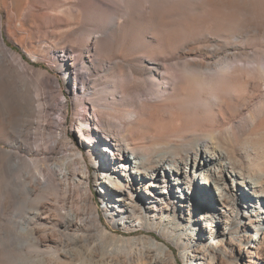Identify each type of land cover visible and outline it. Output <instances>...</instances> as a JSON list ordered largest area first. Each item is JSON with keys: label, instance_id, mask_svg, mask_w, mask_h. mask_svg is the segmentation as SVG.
<instances>
[{"label": "bare ground", "instance_id": "obj_1", "mask_svg": "<svg viewBox=\"0 0 264 264\" xmlns=\"http://www.w3.org/2000/svg\"><path fill=\"white\" fill-rule=\"evenodd\" d=\"M69 3L71 7L63 11L51 8L52 5L67 6ZM7 17L8 25L13 28L17 38L22 31L15 30L14 10L8 11ZM2 18L0 13V20ZM24 18L33 24L35 36L42 33L48 37L56 26L62 24L73 26L66 34L70 39L69 47L58 55L63 71H71L74 76V86L81 85V88L73 90L72 94H79L83 89L87 91V85L81 82L77 69L80 65L83 71L92 77L94 70H91L89 65L94 63L91 58L99 53L104 43L111 46L114 43L112 53H109L106 62H116L120 74L124 71L125 62L138 58V52L135 50L144 49V55L149 61L143 69L141 81L132 72L130 77H119L117 81L112 82L109 90L119 93L118 98L115 94H111L110 97L98 96L96 90L89 94L88 102H101L105 109L100 112L97 120H93L92 132L88 130L83 132L82 136L84 140L88 138L89 141L86 142L91 145L93 135L97 136L95 131L104 134L105 140L109 142L98 136L95 139L104 145L94 146L97 151L100 145L105 147L100 148L99 153L106 162L109 163V155L103 151L110 149L113 156L124 160V165L129 160L133 161L135 170L132 173L136 174L134 179L143 177L148 179L146 188L156 185L160 180L159 174L163 173L167 176L166 187L177 185L181 189L188 184L190 174L194 176L198 164L202 166L209 162L205 181L202 183L219 191L220 200L227 206L231 198L227 177L232 179L234 176L241 177L242 181L238 184L246 187H249L247 184H251L252 188L260 191L258 194L254 192L256 197H264V189H261L264 187L262 176L257 173L246 175L239 169L241 167L234 156L223 148L221 141L215 142L212 134H205L198 128V124L203 122L212 128L216 125L218 134L227 137L238 134L244 127L251 128L254 134H258L253 146L262 148L264 0H32ZM143 18L149 22L145 23ZM213 32L219 33V37L224 40L211 37ZM88 33L91 36H87ZM225 37L232 38L235 42L229 46L230 43L225 41ZM87 38L92 39L94 46L86 44ZM81 45L88 46L87 57L82 55L84 51H81L83 48ZM26 47L34 51L31 37ZM78 52L81 54L77 57ZM30 69L24 57L12 51L0 31V137L5 145V148L0 147V179L8 177L14 180L15 171L23 167V164L40 170L38 163L43 158L38 159L39 156L48 157L47 151L43 148L29 146L31 139L37 135L34 130H46L42 123L40 125L32 121L37 118L34 105L36 103L42 105L43 79H34ZM200 74L207 75L212 83L209 86L201 83L197 79ZM52 82L54 88L67 100L60 79L53 76ZM142 84L143 87L140 88ZM35 86L36 95L32 89ZM199 92L212 96L214 102L210 101L207 105L199 104L203 111L200 118H185L178 107L190 104L189 99ZM178 93L186 94L189 99L181 98ZM257 95L261 100L258 108L237 118L241 105ZM81 97L86 96L82 94ZM173 98L175 101H172ZM201 100L202 98H199V101ZM59 105L62 119L59 125L60 133L53 137L54 146H51L50 150L58 149L68 136L65 127L69 115V100ZM214 106L216 107L213 108ZM166 113L170 116H166ZM159 119L166 125L152 129L147 125ZM87 120L88 118L81 119L78 127H82ZM120 120L125 122L120 125L118 124ZM189 124L196 125V128L192 131L188 127ZM184 127V135L178 140L168 143L155 142L153 146L144 142L146 136L152 137L148 133L149 130L156 134L155 137L162 138L165 133H177ZM72 159L71 163L77 159L81 162L82 171L89 169L81 152L76 153ZM70 162L51 173L42 172L43 178L36 176L35 185L29 184V175L24 174L27 189L31 192L43 184L54 185L56 175L67 177L70 174L68 172ZM113 173L117 176L115 190L119 193V201L122 202L119 212L123 219H131L133 216L140 218L139 202L131 199L126 193L127 185L123 182V175L118 171ZM104 184L108 182L104 181ZM254 204L262 208L259 213L264 211V200H256ZM77 218L75 213H65L60 223L66 230L70 227L83 226ZM35 219L36 216H32L26 223L24 222L22 228L24 232L34 233L33 230L36 229L31 226ZM95 220L98 222L96 217ZM37 240L41 242V238ZM246 240L249 243L255 239L249 237ZM111 242L125 248L146 247L144 250L137 249L134 253H139V260L142 261L143 252L146 250L148 253L146 258L151 264H163L169 255V248L151 237L135 240L112 238ZM242 251L249 258L246 264H252L254 261L250 257L251 252L246 249ZM200 256H196L200 264H212V257L203 252ZM221 259H227L231 264L242 262L241 256L233 258L227 255Z\"/></svg>", "mask_w": 264, "mask_h": 264}, {"label": "rangeland", "instance_id": "obj_2", "mask_svg": "<svg viewBox=\"0 0 264 264\" xmlns=\"http://www.w3.org/2000/svg\"><path fill=\"white\" fill-rule=\"evenodd\" d=\"M31 2L32 0H0V13L3 17L0 20V31L12 51L24 57L25 62L31 67L30 73L33 78L43 79L42 105L39 103L34 105L37 118L32 121L40 125L42 123L46 130H34L37 135L31 139L29 146L43 148L47 151L48 157L39 156L38 159L43 158L38 163L40 170L31 168L29 164H23V167L15 171L14 180L8 177L0 179V264H151L146 258L148 257L146 250L143 252L142 261L139 260V253H134L137 249L144 250L146 247L125 248L111 242L112 238L135 240L142 237H151L169 248L167 261L163 264H200L196 256L201 257V252L212 257V264H231L227 259H221L227 255L233 258L241 256L242 262L234 264H246L249 258L242 251L245 249L251 252L250 257L254 261L252 264H264V211L259 213L262 208L254 204L256 200H264V197H256L254 193L258 194L259 189L252 188L251 184H247L249 187L238 184L242 181L241 177L234 176V179L227 177V187L231 195L227 206L220 200L219 191L202 183L205 181L209 162L202 166L198 164L196 173L194 176L190 174L188 184L182 189L177 185L166 187L167 176L163 173L159 174L160 180L156 185L146 188L148 179L144 177L134 179L136 174L132 173L135 170L132 160L125 162L127 165L125 166L124 160L113 156L110 149L103 151L107 156L109 155V163L100 156V148L105 147H102L104 144L98 143L95 137L99 136L103 141L109 142L105 140L103 133L95 131L97 136L93 135L91 145L86 142L89 141L88 138L84 140L83 132L88 130L92 132L93 120H97L100 112L105 109L101 102H88L89 94L96 90L98 96L110 97L111 94H115L118 98L119 93L109 90L112 82L117 81L119 77H130L132 72L141 81L143 69L149 61L144 55V49L135 50L138 52V58L125 62L124 71L120 74L116 62H106L109 53H112L114 43L112 46L104 43L99 53L91 58L94 63L89 65L90 69L94 70L92 77H89L80 65L77 69L81 82L87 85V91L83 89L79 94H72V91L81 88V85L74 86V76L71 71H63L58 55L69 47L70 39L66 34L73 29V26L62 24L56 26L48 37L42 33H37L35 36L36 30L33 24L24 18ZM69 7L71 4L67 6L57 4L52 5L51 8L63 11ZM10 10L16 13L15 30L22 31L17 38L13 28L8 25L7 12ZM143 20L145 23L149 22L146 18ZM88 34L87 36H91L90 33ZM29 36L34 51L26 47ZM210 36L224 40L217 32H213ZM225 41L230 43L229 46L235 42L229 37H225ZM86 44L94 46L90 38L86 39ZM81 46L83 47L81 51L85 52L82 55L87 57L88 46ZM80 54L78 52L77 57ZM53 76L60 79L63 91L69 100V115L65 127L67 138L62 141L58 149L50 150V147L54 146L53 137L60 133L59 125L62 119L59 104L67 101L54 88ZM197 79L207 86L212 83L211 78L205 74H200ZM142 87L143 84L140 88ZM32 89L36 95L37 87ZM199 93L191 99L187 98L186 94L178 93L181 98L190 100V104L178 107L185 118H200L203 111L199 104L207 105L210 101L214 102L212 96L202 92L199 95ZM82 94L86 97H81ZM199 98L202 100L199 101ZM172 101H175V98ZM260 101L257 95L242 104L237 118L258 108ZM165 115L170 116L169 113ZM84 118L88 120L82 127H78L79 121ZM124 122L125 120H120L118 124ZM147 125L152 129L166 124L159 119ZM196 125L189 124L188 127L193 131ZM198 128L205 134H212L215 142L221 141L223 148L239 163L241 167L239 169L246 175L248 173L261 175L264 184V144L262 148L253 146L257 141V133L254 134L251 128L244 127L238 131L239 133L237 132L238 134L227 137L218 134L216 125L212 128L203 122L198 124ZM184 131L185 127L177 133H165L162 138H158L152 130H149L148 133L152 137L146 136L144 142L151 146L155 142L168 143L180 139ZM97 144H102L97 147L99 151L94 146ZM0 147L5 148L1 137ZM79 152L89 166L85 172L81 170L82 164L78 159L70 162ZM68 161L71 167L68 169L70 174L67 177L52 175L55 180L54 185L43 184L36 187V191L31 192L27 189L24 174L29 175L28 183L35 185L36 176L42 179V172L51 173L66 165ZM114 171L123 175V182L127 185L126 193L131 199L139 202L138 207L142 213H138L140 218L131 216V219H123L119 212L122 202L119 201V193L115 190L118 181ZM104 181L108 184H104ZM232 198L235 200H231ZM65 213H75L77 220L83 226L70 227L66 230L60 223ZM32 216H36L31 226L36 229L33 230V234L22 229ZM95 217L99 223L96 222ZM249 237L251 239L254 237L255 240L247 243L246 238ZM38 238H41V242L37 240ZM149 251L152 254V251Z\"/></svg>", "mask_w": 264, "mask_h": 264}]
</instances>
